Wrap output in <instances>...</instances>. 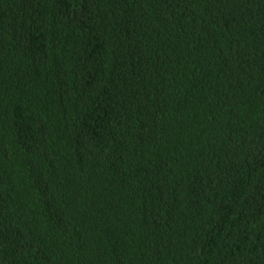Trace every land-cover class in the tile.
<instances>
[{
    "label": "trees",
    "instance_id": "trees-1",
    "mask_svg": "<svg viewBox=\"0 0 264 264\" xmlns=\"http://www.w3.org/2000/svg\"><path fill=\"white\" fill-rule=\"evenodd\" d=\"M0 264H264V0H0Z\"/></svg>",
    "mask_w": 264,
    "mask_h": 264
}]
</instances>
